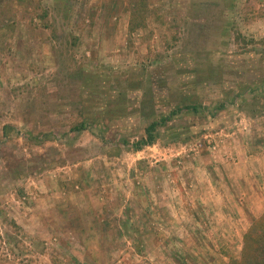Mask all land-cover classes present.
<instances>
[{"label": "rangeland", "instance_id": "rangeland-1", "mask_svg": "<svg viewBox=\"0 0 264 264\" xmlns=\"http://www.w3.org/2000/svg\"><path fill=\"white\" fill-rule=\"evenodd\" d=\"M263 212L264 0H0V264H228Z\"/></svg>", "mask_w": 264, "mask_h": 264}, {"label": "trees", "instance_id": "trees-1", "mask_svg": "<svg viewBox=\"0 0 264 264\" xmlns=\"http://www.w3.org/2000/svg\"><path fill=\"white\" fill-rule=\"evenodd\" d=\"M132 20L133 19H130L131 28H133L134 25L132 23ZM223 105L224 104H220L218 108H223ZM198 107L199 106L196 105L186 106L187 109H191L194 111H197ZM182 109V107L172 109L167 114L151 121L144 128V136L132 143V146L138 150L145 145L154 143L156 129L159 126L163 125V123L168 120L171 115L176 114ZM79 127L80 126H78L77 128L79 129ZM123 141L124 144H128V140ZM228 264H264V212L252 220L249 228L244 232L242 236V246L239 257L230 258Z\"/></svg>", "mask_w": 264, "mask_h": 264}]
</instances>
